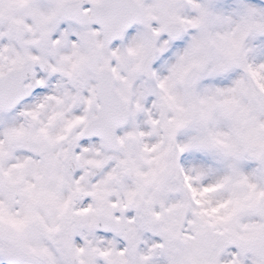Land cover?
I'll use <instances>...</instances> for the list:
<instances>
[{
	"label": "snow or ice",
	"instance_id": "6c2138e0",
	"mask_svg": "<svg viewBox=\"0 0 264 264\" xmlns=\"http://www.w3.org/2000/svg\"><path fill=\"white\" fill-rule=\"evenodd\" d=\"M0 264H264V0H0Z\"/></svg>",
	"mask_w": 264,
	"mask_h": 264
}]
</instances>
